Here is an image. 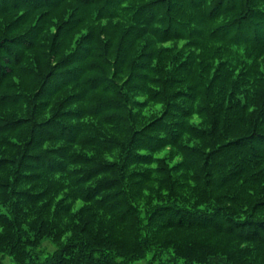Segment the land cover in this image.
<instances>
[{
    "label": "trees",
    "instance_id": "trees-1",
    "mask_svg": "<svg viewBox=\"0 0 264 264\" xmlns=\"http://www.w3.org/2000/svg\"><path fill=\"white\" fill-rule=\"evenodd\" d=\"M7 257L264 264V0H0Z\"/></svg>",
    "mask_w": 264,
    "mask_h": 264
},
{
    "label": "rangeland",
    "instance_id": "rangeland-1",
    "mask_svg": "<svg viewBox=\"0 0 264 264\" xmlns=\"http://www.w3.org/2000/svg\"><path fill=\"white\" fill-rule=\"evenodd\" d=\"M48 247L51 248V246L48 244ZM7 264H14L9 257L6 258Z\"/></svg>",
    "mask_w": 264,
    "mask_h": 264
}]
</instances>
